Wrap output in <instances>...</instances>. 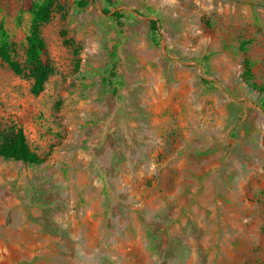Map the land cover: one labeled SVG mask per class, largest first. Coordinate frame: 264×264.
Returning <instances> with one entry per match:
<instances>
[{"label":"rangeland","instance_id":"374dc122","mask_svg":"<svg viewBox=\"0 0 264 264\" xmlns=\"http://www.w3.org/2000/svg\"><path fill=\"white\" fill-rule=\"evenodd\" d=\"M76 1L41 94L0 60V124L43 160H0V264H264V0H119L116 95L104 3ZM31 2L0 0L22 64Z\"/></svg>","mask_w":264,"mask_h":264},{"label":"trees","instance_id":"16d2710c","mask_svg":"<svg viewBox=\"0 0 264 264\" xmlns=\"http://www.w3.org/2000/svg\"><path fill=\"white\" fill-rule=\"evenodd\" d=\"M104 3L103 13L108 16L112 23L114 32L117 34V43L113 46L110 58V72L106 78V86L116 95L119 86L122 85L119 74V48L124 38V28L135 19L133 14H126L118 10L119 0H102ZM88 0H77L76 6L83 10L89 6ZM61 11L62 7L57 5L56 0H32L28 10L30 15L29 30L27 36L26 59L24 64L16 58L17 49L12 35L3 25H0V60L18 76L25 77L32 82V92L35 95L41 94L46 82L53 74V67L48 60L46 42L42 36L43 27L48 24L55 10ZM151 42L158 44V27L156 21L152 22L150 30ZM250 42H244L241 50H247ZM245 79L250 86L257 87L253 83L252 62H245ZM0 160L23 162L29 165H40L43 160L32 150L28 143L24 130L17 126L4 128L0 124Z\"/></svg>","mask_w":264,"mask_h":264}]
</instances>
